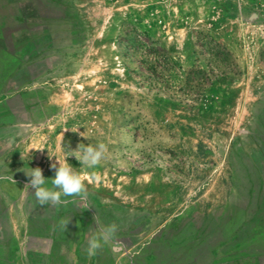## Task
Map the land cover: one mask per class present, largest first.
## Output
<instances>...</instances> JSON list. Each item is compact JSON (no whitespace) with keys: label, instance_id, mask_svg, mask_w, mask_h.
<instances>
[{"label":"rangeland","instance_id":"rangeland-1","mask_svg":"<svg viewBox=\"0 0 264 264\" xmlns=\"http://www.w3.org/2000/svg\"><path fill=\"white\" fill-rule=\"evenodd\" d=\"M126 24L183 70L208 33L238 70L187 107L167 97L185 90L160 92L126 68ZM98 143L108 153L95 168L67 157L87 199L39 205L25 172L50 179L54 156ZM22 207L19 264H264V0H0V232ZM95 214L117 225L119 251L88 255ZM12 243L0 264H14Z\"/></svg>","mask_w":264,"mask_h":264},{"label":"trees","instance_id":"trees-1","mask_svg":"<svg viewBox=\"0 0 264 264\" xmlns=\"http://www.w3.org/2000/svg\"><path fill=\"white\" fill-rule=\"evenodd\" d=\"M196 64L189 70L176 67L169 50L161 46L157 39L147 31L139 29L133 24L124 25L119 35L118 47L122 50L124 63L129 72L141 77L144 84L158 88L185 90L180 98L168 94V98L178 100L187 107H195L207 99L209 88L219 78L230 73H236L238 65L233 53L212 35L200 32L196 39ZM128 61H137L132 68ZM182 79L183 85H178L174 79Z\"/></svg>","mask_w":264,"mask_h":264},{"label":"clouds","instance_id":"clouds-1","mask_svg":"<svg viewBox=\"0 0 264 264\" xmlns=\"http://www.w3.org/2000/svg\"><path fill=\"white\" fill-rule=\"evenodd\" d=\"M80 135L85 137L83 133H80ZM107 153L108 148L104 143H98L95 146L87 144L83 147H81L80 144L77 150L67 151V154L62 153V159L54 156L56 157V161L53 162L50 167L54 170L55 175L50 179L44 177L40 167L30 168V170L24 171L30 178L27 185L31 187L37 202L41 206H57L67 203L68 201L62 199V197L79 198L82 201L86 200L87 188L84 179L74 170V167L67 162V157L74 156L82 166L86 168H95L106 158ZM48 180L51 181L52 186L50 188L46 186ZM86 208L88 209L90 207L86 206ZM93 219L99 231L88 241V255H96L98 250L104 245L112 246L115 251H119L120 246L116 238V233L118 231L117 225H103L96 214ZM69 221L70 220L61 222V226L65 231L67 230Z\"/></svg>","mask_w":264,"mask_h":264},{"label":"crops","instance_id":"crops-1","mask_svg":"<svg viewBox=\"0 0 264 264\" xmlns=\"http://www.w3.org/2000/svg\"><path fill=\"white\" fill-rule=\"evenodd\" d=\"M4 176H8V178H6L12 180V174L7 173ZM7 219L10 230L8 233L0 232V249L6 248L4 245L12 240L13 247H15V258L12 262L14 264H19L20 259L24 255L25 245L29 238V216L27 211L22 207L20 215H14L12 210H9ZM11 254L14 255L13 252Z\"/></svg>","mask_w":264,"mask_h":264}]
</instances>
